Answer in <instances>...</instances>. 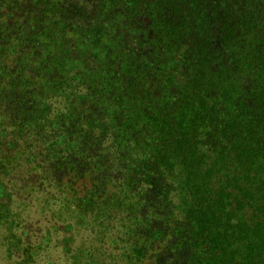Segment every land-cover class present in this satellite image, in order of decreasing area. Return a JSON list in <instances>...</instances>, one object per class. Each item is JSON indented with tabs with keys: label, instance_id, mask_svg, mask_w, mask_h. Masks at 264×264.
<instances>
[{
	"label": "trees",
	"instance_id": "16d2710c",
	"mask_svg": "<svg viewBox=\"0 0 264 264\" xmlns=\"http://www.w3.org/2000/svg\"><path fill=\"white\" fill-rule=\"evenodd\" d=\"M19 163L91 234L60 264H264V0H0V220L28 242Z\"/></svg>",
	"mask_w": 264,
	"mask_h": 264
},
{
	"label": "rangeland",
	"instance_id": "374dc122",
	"mask_svg": "<svg viewBox=\"0 0 264 264\" xmlns=\"http://www.w3.org/2000/svg\"><path fill=\"white\" fill-rule=\"evenodd\" d=\"M15 169L16 173L9 180L10 191L13 194L12 206H10L12 221H22L21 223L30 225L28 227L29 246L31 244L38 246L42 243L47 229L51 233V241L37 249L35 264L63 262L67 254L63 250V244L61 243L59 247V243L65 238L74 236V247L87 246L92 239L91 234L76 221L70 218L62 221L59 218L62 211L58 209L62 199H57L58 191H45L37 189L36 186H28L23 180L30 182V177L24 174L21 163L16 164ZM62 223H64L63 227ZM68 225H71L72 229H69ZM14 229L11 223L7 224L4 219L0 220V264H33L25 262L29 257L25 253V249L29 247L27 240L25 237L15 238L14 235L19 233H16Z\"/></svg>",
	"mask_w": 264,
	"mask_h": 264
}]
</instances>
